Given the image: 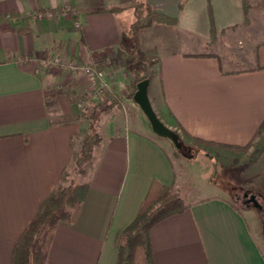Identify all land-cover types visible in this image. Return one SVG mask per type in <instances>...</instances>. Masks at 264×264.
<instances>
[{"label": "crops", "instance_id": "crops-1", "mask_svg": "<svg viewBox=\"0 0 264 264\" xmlns=\"http://www.w3.org/2000/svg\"><path fill=\"white\" fill-rule=\"evenodd\" d=\"M136 2L178 20L142 33L143 52L156 49L150 102L182 142L173 155L129 98L134 82L124 43ZM183 2L0 0V264H12L18 239L63 172H71L79 137L92 130L100 142L76 182L89 185L87 198L73 224L57 227L47 264H117V237L135 221L153 182L173 187L189 205L152 228L156 264H264L245 211L223 188L232 169L249 179L264 174L250 172L264 162V0H251L248 27L242 0H188L181 10ZM64 9L77 13L82 29L72 16L39 17ZM212 25L217 43L209 49ZM58 57L105 73L107 88L96 96L82 72L41 66ZM192 149L223 167L225 182H203L209 196L187 185L197 158L184 154Z\"/></svg>", "mask_w": 264, "mask_h": 264}, {"label": "trees", "instance_id": "trees-1", "mask_svg": "<svg viewBox=\"0 0 264 264\" xmlns=\"http://www.w3.org/2000/svg\"><path fill=\"white\" fill-rule=\"evenodd\" d=\"M187 1L185 0L180 5L181 10H183ZM242 4L245 26L248 27L251 24V0H242ZM142 8L145 9V14L138 15L129 30V36L133 40V50L138 60H141L143 54L140 47V35L143 30L152 27L154 24L171 27L178 24L177 19L159 14L149 5H144ZM71 12L72 10L64 9L46 11L42 14L50 13L53 17L57 15L71 17ZM111 12L119 15L123 12V9L115 8L111 9ZM39 14L36 13L34 16L37 17ZM211 33V43H213L216 38L213 25ZM146 79H149L148 75L136 76L131 87L130 99L134 98L138 84ZM79 138H81V145L74 164L80 175L84 174L86 164L92 162L94 150L100 142V136L97 133L90 132ZM194 140L208 146H219L201 139ZM223 147L234 153H242L248 148ZM69 177L70 172L65 170L60 184L41 203L34 221L25 229L14 247L12 264H47L57 227L62 223L73 224L76 221L90 187L88 184L69 183ZM247 185L250 190L258 191L264 201V174L253 177ZM188 209L189 205L185 203L182 196L173 187H166L158 182H153L141 204L135 221L117 237V264H156L151 245L152 228L168 218L183 214Z\"/></svg>", "mask_w": 264, "mask_h": 264}, {"label": "rangeland", "instance_id": "rangeland-1", "mask_svg": "<svg viewBox=\"0 0 264 264\" xmlns=\"http://www.w3.org/2000/svg\"><path fill=\"white\" fill-rule=\"evenodd\" d=\"M144 5H148V4H142L139 2H136L133 4V7L135 8V19L138 15L142 16L145 14V9L142 8V6H144ZM120 9H123V8H120ZM123 12H124V9H123ZM156 25H163V24H154L152 27H154ZM164 26H166V25H164ZM152 27H150V28H152ZM150 28L143 30L141 32V35H140V47H141V51L143 53L141 60H138V58L136 57L137 56L136 53H134L133 40L129 36V32L127 33V39H125L124 47L127 48V46L130 45V48L128 50L125 49V54L127 55V58L131 62V65L128 68V72H130L131 76H133V82H135L137 75H139V76L148 75L150 78L151 76H154L156 74V69H157V67H156L157 58H156V51H155L156 49H153L150 46V48H148L146 54L143 52L144 50H143L142 33L149 30ZM148 40L149 39L147 38V36H145L144 41L146 44H147ZM216 43H217V41L214 40L213 43H211V42L207 43V46L209 47V49H211L215 46ZM134 60H136V61H134ZM96 113H97V115L94 116L93 124H92V122H90L92 125H95L96 118L99 115L98 112H96ZM92 132L95 133L94 130H92L91 133ZM176 132H179V131H176ZM181 136H183V135H181ZM170 143H172V142L170 141ZM170 143H166L165 145H166V148L168 149V151L173 155L176 153L177 149ZM184 155H187V156L193 155V157L197 158V159H195L196 162H194L193 160H191V162L189 161L190 166L187 167V171L190 172L189 176H187V178L189 180V182L187 183L188 187L191 189L197 188L200 191V192L199 191L196 192L194 190L195 195H197V196H209V195L213 194L212 189L210 191H204V190H206V188H205V183H203V182H205L207 178L210 180L214 179V181H216V182H225L227 180L224 178L223 167H220L219 166L220 164L219 165L218 164H212L213 162L209 161L207 153L205 151L198 150V149H192ZM93 156H94V154H93ZM87 165H89V163L86 164V166ZM216 165H218V166H216ZM86 166L84 167L85 172H86ZM233 168H236V167L233 166ZM263 170H264V162H262L259 165V167H254V169L250 170V172H252L251 176L255 172H258V171L260 172ZM242 171H243L242 169H236V170L232 169L231 171H229V175L231 177L229 178L228 181H226V183H225L226 186H224L223 188L228 190L229 193H226V194L231 196L234 201H236V197L239 200V201H236V203L239 204L240 210L245 211V213H246L245 215L248 219V223H249V227L251 229V232L254 235V238L257 241V244L259 245V247L261 248V250L264 254V201L262 200V198L258 194V191L250 190V188L247 184L251 181L252 178L249 179V177H247V175H244ZM78 175H79L78 174V168L74 165L71 169V172H70L69 181L72 182L73 180H71V179L74 178L75 180L73 181V183H76L78 181V179H80L79 178L80 176H78ZM244 182H246V185H244ZM215 193H217V192H215ZM245 195H248V198L255 196L257 201L259 202V204L262 206V209L261 210L255 209L253 206L246 207L244 205L245 200H246V198L244 197Z\"/></svg>", "mask_w": 264, "mask_h": 264}, {"label": "water", "instance_id": "water-1", "mask_svg": "<svg viewBox=\"0 0 264 264\" xmlns=\"http://www.w3.org/2000/svg\"><path fill=\"white\" fill-rule=\"evenodd\" d=\"M150 85V80L146 79L138 84L137 91L134 95V102L140 107L147 120L149 121L153 133L162 139L169 140L173 143L174 147L177 150L182 149V143L180 141V136L173 130L169 129L157 116L155 113L152 104L149 99L148 89ZM246 198L248 196L246 195ZM255 209H262V206L259 204L255 196L250 198Z\"/></svg>", "mask_w": 264, "mask_h": 264}, {"label": "built area", "instance_id": "built-area-1", "mask_svg": "<svg viewBox=\"0 0 264 264\" xmlns=\"http://www.w3.org/2000/svg\"><path fill=\"white\" fill-rule=\"evenodd\" d=\"M69 11V10H68ZM52 15L50 13H47L46 15L41 14L39 17H51ZM72 19L75 22V26L77 29H82L83 24L78 19V15L75 12H71ZM41 66L46 69H60L61 71L67 72V73H74V72H82L85 76H87L90 84L94 87V90L96 91V96H98L101 92H103L104 89L107 88V78L106 74L97 70L93 66L89 65H83L76 63L72 60L62 59V58H54V59H45L41 61ZM95 97V96H94Z\"/></svg>", "mask_w": 264, "mask_h": 264}, {"label": "flooded vegetation", "instance_id": "flooded-vegetation-1", "mask_svg": "<svg viewBox=\"0 0 264 264\" xmlns=\"http://www.w3.org/2000/svg\"><path fill=\"white\" fill-rule=\"evenodd\" d=\"M250 198H246V200H245V203L247 206H253L252 203L250 202Z\"/></svg>", "mask_w": 264, "mask_h": 264}]
</instances>
